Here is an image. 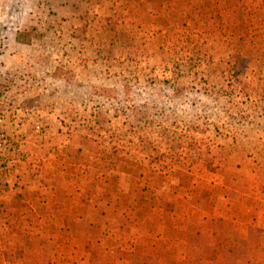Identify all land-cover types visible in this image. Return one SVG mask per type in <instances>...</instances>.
<instances>
[{
    "label": "rangeland",
    "instance_id": "rangeland-1",
    "mask_svg": "<svg viewBox=\"0 0 264 264\" xmlns=\"http://www.w3.org/2000/svg\"><path fill=\"white\" fill-rule=\"evenodd\" d=\"M263 196L264 0H0V264H264Z\"/></svg>",
    "mask_w": 264,
    "mask_h": 264
},
{
    "label": "crops",
    "instance_id": "crops-1",
    "mask_svg": "<svg viewBox=\"0 0 264 264\" xmlns=\"http://www.w3.org/2000/svg\"><path fill=\"white\" fill-rule=\"evenodd\" d=\"M261 200L262 201L257 206H249L247 204L234 201L232 199H224V200L219 199V201L218 202L215 201V203H216V205H220L219 206L220 208L222 205L225 206L226 212L229 213L228 216L223 215L221 217L242 218L243 224L244 223L251 224V221H252V222H254L255 226L262 227L260 225V218L264 217V209L261 208V206H263V203H264V196H263V199H261ZM217 210L218 209L216 208V211ZM254 214H256L255 217H253ZM74 215L76 217L77 216H81V217L86 216L85 214H83V212H78V211H75ZM248 217L250 218L249 220H247ZM263 249H264V245H263ZM113 253L117 254V251L113 252ZM178 259H180V258H178ZM113 263L114 264H133V262H131L130 260H128L124 257H114ZM262 263L263 262H261V261L259 262V264H262Z\"/></svg>",
    "mask_w": 264,
    "mask_h": 264
}]
</instances>
